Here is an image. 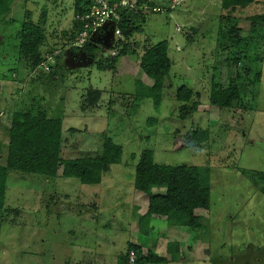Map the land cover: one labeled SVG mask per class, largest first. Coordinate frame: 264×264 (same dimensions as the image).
Listing matches in <instances>:
<instances>
[{
  "label": "rangeland",
  "instance_id": "374dc122",
  "mask_svg": "<svg viewBox=\"0 0 264 264\" xmlns=\"http://www.w3.org/2000/svg\"><path fill=\"white\" fill-rule=\"evenodd\" d=\"M179 2L168 13L149 14L137 24L142 32L129 40L138 55L143 46L168 42L172 67L158 108L151 99L136 97V81L144 89L151 85L138 68L137 55L117 59L113 71L96 69L98 60H108L115 51V24L91 34L89 40L99 48L91 58L69 45L75 0H16L5 19L0 18V165L16 111L37 114L40 108L48 118L62 119L63 160L95 157L107 138L122 148L121 163L111 165L98 185L57 177L45 187L38 176L11 172L6 211L0 213V264H113L128 243L145 245L160 238L165 241L158 255H166L165 242L171 237L169 242L193 247H183L184 264H264V21L252 32L248 20L264 16V0L231 16L221 9V0ZM155 4L164 10L171 6L167 1ZM43 9L47 41L41 52L54 51L49 64L54 77L41 68L33 73L15 40L25 12L36 23ZM233 24L245 40L234 46L226 37ZM230 82L240 88V101L227 110L211 106L213 84L226 88ZM182 86L192 89V101L199 104L184 120L175 100ZM88 89L102 93L93 109L82 102ZM198 129L209 131L208 142L186 148L185 136ZM144 151L153 154L157 165L208 170L210 208L194 212L201 217V230L147 220L140 208L145 195L134 189L135 166Z\"/></svg>",
  "mask_w": 264,
  "mask_h": 264
},
{
  "label": "trees",
  "instance_id": "16d2710c",
  "mask_svg": "<svg viewBox=\"0 0 264 264\" xmlns=\"http://www.w3.org/2000/svg\"><path fill=\"white\" fill-rule=\"evenodd\" d=\"M16 0H0V18L5 19L11 11V6ZM24 1V0H23ZM110 6L119 4L122 0H106ZM145 3L138 0L137 6ZM253 3H260L259 0H221V9L227 13L234 14L237 9L244 8ZM91 5L90 0H75L72 30L70 32L69 45L74 46L77 36L82 32L83 24L76 20V17L85 14ZM148 10L156 7L154 0L148 3ZM167 13L171 9L166 8ZM119 21H112L119 30L117 41L114 44V52L108 60H98L96 69L98 71H113L114 64L119 58L137 55V64L141 73L151 81L146 89L141 81H136L140 91L137 96L140 99H151L156 108L159 107L164 87V79L171 70L172 63L168 57V42L161 41L155 45L142 47V53L137 54L134 42H129L135 32H142L137 24L143 23L149 14L140 11L123 9L120 11ZM25 21L22 22L19 31L15 34L17 50L28 68L35 73L40 66L46 63V56L52 57L54 51H48L45 55L41 48L47 41L45 26L47 24V12L41 10L38 22L30 20V13L25 12ZM234 19V18H233ZM248 20L251 22L250 31L254 32L258 22L264 21V16L255 15ZM108 24V23H107ZM106 24V25H107ZM103 27L98 31L100 33ZM241 29L236 24L229 29L226 37L232 45H237L243 40L240 36ZM91 35L89 34V38ZM88 38L87 42L80 48H75L76 53L85 57H93L98 51V45ZM91 39V38H90ZM55 60L59 55L54 56ZM237 60H235L236 62ZM51 67V66H50ZM47 74L54 77L53 70ZM260 75L255 76L257 82ZM101 92L88 89L82 96V102L87 108H95L101 99ZM194 92L192 89L182 86L175 94V100L181 105L179 117L184 120L192 111L199 106L193 102ZM241 99L240 88L230 82L226 88H219L213 84L209 103L220 110L231 109ZM190 104V109L188 105ZM1 105V102H0ZM82 105V110L85 109ZM190 111V112H189ZM19 112L11 115L8 128V144L4 165H0V213L5 209L6 182L11 172L20 176H38L44 180L45 187L48 180L57 177L65 179H76L82 185H98L101 183L102 174L108 171L111 165L121 163L122 148L106 139L100 153L95 157H86L74 160H63L60 157L62 148V119L48 118L44 110L38 108V112ZM2 109L0 106V116ZM189 115V116H190ZM71 133L78 130L70 129ZM209 140L208 130H193L185 136L184 146L186 148H199ZM60 171V176H59ZM257 180L263 181L260 174H256ZM259 177V178H258ZM261 178V179H260ZM41 180V179H40ZM134 189L144 194L147 199V211L145 217L162 219L171 227L188 228L191 231L201 230V217L194 214L195 210H209L210 208V186L208 170L194 166H166L157 165L154 162L153 154L144 151L140 154L134 171ZM152 189L164 190V193H151ZM264 197V181L261 187ZM1 231V224H0ZM134 252L136 264H163L166 262L179 261V246L177 243H168L166 253L168 258L146 251L138 245L128 243L125 252L117 258V264H127L129 252Z\"/></svg>",
  "mask_w": 264,
  "mask_h": 264
},
{
  "label": "built area",
  "instance_id": "2783aa9c",
  "mask_svg": "<svg viewBox=\"0 0 264 264\" xmlns=\"http://www.w3.org/2000/svg\"><path fill=\"white\" fill-rule=\"evenodd\" d=\"M91 5L87 8L85 14L76 17L83 24L82 32L77 36L74 47L80 48L85 44L89 38V34L98 32L107 23L112 21H119L120 11L123 9L134 10L135 12L140 11L143 14H157L166 12V10L156 6L148 10V3L151 0H140L145 3L137 6L138 0H122L119 4L110 6L106 0H90ZM179 0H172L169 9H173L175 6L179 5ZM120 35H118L119 37ZM54 63L52 57L46 56V63L42 64L40 68L44 73L50 71V66ZM127 264H136V256L134 252H129Z\"/></svg>",
  "mask_w": 264,
  "mask_h": 264
},
{
  "label": "crops",
  "instance_id": "0c3cea01",
  "mask_svg": "<svg viewBox=\"0 0 264 264\" xmlns=\"http://www.w3.org/2000/svg\"><path fill=\"white\" fill-rule=\"evenodd\" d=\"M159 1H161V2H165V1H167V3H171V1L172 0H154V2L155 3H158ZM169 1V2H168ZM2 114H3V111H2ZM2 116V115H1ZM145 198V204L143 205V206H141L140 208H141V210H143V214H145L146 213V211H147V203H148V199H147V197L145 196L144 197ZM196 211V210H195ZM178 227H176V229H177ZM182 230H179V232H181ZM178 232V233H179ZM186 234H188V232H186ZM189 235V234H188ZM168 238V237H167ZM172 240V237L171 238H169V240ZM169 240H167L166 242H165V249H164V253L166 254V255H161V256H164V257H166V258H168L169 256L167 255V253H166V249H167V244L168 243H177L178 244V246H179V261L178 262H180V263H183L184 264V261L182 260L183 259V247H187V249H190V247H188V244L187 243H183L182 241H180V242H169ZM162 241H165V240H163V239H160V238H158V240L156 241V242H151V243H148V242H146V244L145 245H143V244H138V243H131V244H135V245H138V246H140L141 248H142V251H143V253H146V251H151L152 253H154V254H159V248H161V247H158V246H160V244L162 243ZM197 248H198V246H197ZM194 250H196V248L194 249ZM190 251H193V247L190 249ZM161 252V251H160ZM160 256V255H159ZM186 261H189V260H186ZM78 261H73V263L72 264H78V263H80V262H78ZM86 264H91L90 262H85ZM166 263H169V264H174L175 262H166ZM113 264H117V259L113 262Z\"/></svg>",
  "mask_w": 264,
  "mask_h": 264
}]
</instances>
